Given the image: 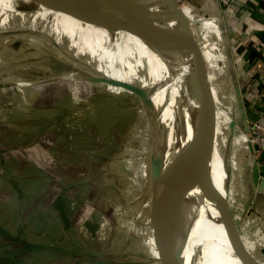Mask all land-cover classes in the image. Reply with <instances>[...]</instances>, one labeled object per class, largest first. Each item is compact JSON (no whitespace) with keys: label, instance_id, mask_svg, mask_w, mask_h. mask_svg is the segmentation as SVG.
Listing matches in <instances>:
<instances>
[{"label":"rangeland","instance_id":"374dc122","mask_svg":"<svg viewBox=\"0 0 264 264\" xmlns=\"http://www.w3.org/2000/svg\"><path fill=\"white\" fill-rule=\"evenodd\" d=\"M82 1L85 3L83 5L85 9H81L79 4L73 3L71 0H65V4L71 8H78L79 12L90 13L99 12L100 9L104 10V14L108 15L109 19H117L121 23L119 12L109 0ZM47 5L49 8L38 5L32 0H0V57L5 62L0 63V80H4L5 88L13 91L14 88H19V85L29 84L26 81L45 84L49 79L61 80L60 78L65 77L61 81L66 83L67 89L65 91L54 89L55 91L51 94H54L53 100L55 101L48 105L43 102L42 94L39 95L33 89L37 83L22 86L21 92L16 91L14 95L18 103L17 108L4 109L0 121L12 125L7 128L8 131L18 130V133L21 132V137L14 140L17 144L23 143L25 139L22 135H27L30 132L33 134H29L26 140L28 144L34 143L36 139L37 142L40 141L37 135L47 136L50 142L44 141L46 146H41L44 150L40 147L39 153H35L38 158H41L45 151L50 158L57 162L62 172L73 157L76 158L77 164L83 158L86 159L84 164L87 168L83 173L82 181L76 182V201L71 207L66 206L65 212L68 217H73L76 215V211L84 205V202L92 210L84 222L86 231L80 230V224L73 220L71 226H66L68 232L77 234V239L74 240L71 237V240L64 234L61 238H56V241H52L51 245L66 249V251L46 250L48 246L43 245L44 248L25 254L2 255L0 264H158L163 262H166L165 264H206L201 205L194 190L181 195L178 199H172L173 203L169 206L172 220L169 218L168 221L172 224L167 239L175 238V230L185 236L184 241H179L180 245L183 244V250H181L183 256H181V251L177 252L174 248L168 247L166 250L165 246L160 248L159 245H153L148 221L149 192L150 188L154 189L150 181V155H156L154 152L156 149L162 153L165 166L163 168L164 181L167 175L168 178L171 177L174 170L171 164L173 152L170 147L167 150L165 144L164 149L161 148L143 105L133 92L91 79L98 76L120 78L124 59L121 45L126 24L125 17L122 30L109 31L71 16L72 11L69 9L67 10L68 14L56 11L58 5H54L50 1ZM38 8L43 10V13L34 14ZM18 11L24 13V16L12 19L11 17H16L15 14ZM7 17L10 18L7 19ZM13 27L24 31L18 32L20 34H12ZM30 28H38L50 35L74 59L60 52L56 45L42 35H37ZM168 54L170 59L180 58V60L174 61L176 70L187 83L188 88H191L189 90L198 96L191 84L192 81L187 79L190 76L189 72L193 69L191 64L171 46ZM208 62L206 63L208 64ZM208 70L209 83L213 84L221 92V95L226 97L220 102L222 98L213 92L216 117L219 115L229 119L233 117L235 121L236 132H232V134H229V123L216 128L215 121V128L212 127L215 138L212 143L213 147L209 140L211 146L209 152L220 168L219 183L224 188L226 183L228 185L231 212L240 229L244 225L246 217V209H243L241 205L244 204L243 201L248 194L245 190L246 176L244 172L250 173L249 159H251L256 168L257 182L254 183L256 186H253V192H256L257 186L264 179L257 165L260 154L255 152L256 138L250 131L252 122L242 123L239 106L232 91L226 86V83L217 86L214 82L216 77L212 73L213 71ZM48 107L61 109L60 112L66 111L65 114L70 115V138L61 137L62 139L59 140L62 135L60 131L56 130L58 134H51L45 130L44 123L46 121L40 119L45 118L46 115L39 112ZM19 125L22 129L18 127ZM78 140H82L80 145L82 144L87 151L83 155L77 151L79 149V147L76 148L79 145ZM71 149L77 154H72ZM63 152L66 154L64 155ZM237 159L244 165V171L242 170L238 180L240 173L235 171ZM154 163L158 166L162 162L157 157L154 158ZM40 166L42 165L40 164ZM147 169L149 170L148 176ZM21 173L37 174L32 169L24 170ZM15 177L20 178L13 176L12 182H19ZM252 177L254 178V171ZM28 180L23 179V183ZM236 180L237 182H235ZM33 182L37 185L48 182L47 173L39 172ZM8 185L9 189L19 190L17 193L19 197L21 196L22 192H20L19 186H15L16 184L14 185L10 181ZM31 190L35 191V186ZM29 194L24 202L19 201L22 197L17 202H13L15 211L30 215V210L26 213L27 208H30L31 212L42 210L40 205L33 207L34 199L32 194ZM250 199L251 209L247 214L249 216L255 214L258 217V222L257 224L253 223L254 225L249 229L251 233L248 238H242L253 256L261 264H264V197L253 193ZM96 201H101L102 206L94 203ZM257 211L261 212L260 215ZM46 213L47 211L44 215ZM42 216L41 214L40 218L43 220ZM45 216L47 217V215ZM17 219L18 217L14 213L12 217L2 221L0 226L10 229L16 234L18 232L21 234L23 223L20 224ZM46 223L35 226V229L46 233L48 229ZM42 233L39 232V238L31 236L30 241L37 240L36 243H41L45 240V234ZM49 239L53 240L50 237ZM68 239L71 243L66 242ZM252 242H255L256 246ZM6 244H9V240L0 235V246ZM144 245H150L149 249L145 250ZM19 246L17 243L13 244V247ZM86 253L98 254L104 260L85 256ZM164 254H166V258L160 259L162 255L164 257Z\"/></svg>","mask_w":264,"mask_h":264},{"label":"crops","instance_id":"0c3cea01","mask_svg":"<svg viewBox=\"0 0 264 264\" xmlns=\"http://www.w3.org/2000/svg\"><path fill=\"white\" fill-rule=\"evenodd\" d=\"M32 1L38 5L49 8L47 5V0ZM113 1L116 5H118L115 0ZM74 2L79 4L81 9H85L83 7L85 3H83L82 0H75ZM177 8L178 14L175 21V32L178 36L177 38L178 40L181 38V41L188 42L187 50L190 52H196L199 55L205 66L207 79L209 71L208 69H210V71L212 70V73L216 77L214 82L217 84V86L221 85L222 83H226V86L232 91V95L239 106V115L243 124H245V122L248 123L254 121L260 123L264 122V0H177ZM55 10L68 14L67 10H65V7L60 5H58V8ZM42 11L43 10L38 8L34 14L43 13ZM104 13V10L100 9L99 12H90L92 17L88 18H83L79 13L72 12L71 16L105 30L117 31L103 26L98 21V18H106L108 16ZM15 16L16 17L11 18H22L24 13L18 11ZM8 18L10 17H7V19ZM12 29V34L24 31L20 30V28L14 29L13 27ZM183 29L184 32L182 31ZM184 35L187 37L186 40H184ZM16 37L18 38L19 36ZM176 51L182 54L179 50ZM183 56L186 61L190 63L187 57L185 55ZM1 62L4 61L0 57V63ZM206 62H208V64ZM62 78L60 79L63 80ZM61 80L49 79V81L47 80L45 84H39L41 82L26 81L29 82V84L19 85L20 87L14 88L13 91H9L7 88H5L3 86L5 83L4 80H0V116L2 111L6 108H17L18 103L14 98L16 91L21 92L22 86H28L34 83L37 84L33 89H35L39 95L40 93L42 94L43 102L47 103L48 105L54 103V94H51V92L55 91L54 89L63 91L67 89L65 86L66 83L62 82ZM21 94L23 95V93ZM212 108L216 121L215 100L212 101ZM60 110L61 109H50L48 107L47 109L39 112L46 115L45 118L43 117L40 119L42 121H46L44 123V128H46L45 130L51 134H58L56 130L61 132L62 135H60L59 140L62 138L66 139L71 137L70 115H66V111L62 113ZM228 123L230 125L229 134L236 132L234 125L235 121L233 117H231ZM8 127H12V125L10 126L9 124H4L2 121H0V223H2V221L6 220L8 217H12V214L15 213L18 217V222L20 224L23 223V228L21 230V234L19 232L16 234L8 228L4 229V226L3 228L0 226V229L20 240L37 245H46L48 246L46 250L66 251V249L51 245L52 241H56V238H61L64 236V234L66 235L65 237H68L71 240L72 238L74 240L77 239V234L68 232L66 230V226H71L73 224V220L80 224V230L86 231L84 222L92 210L90 206L84 202V205L76 211V215L73 217H68L65 212L66 206L69 205V207H71L73 202L76 201V182L82 181L83 173H85V169L87 168V166L85 167L84 164L86 159L83 158L80 163L77 164L75 161L76 158L73 157L72 160H69L70 162L68 161L65 169L62 172V169L57 164V162L50 158L45 151H43L41 158H38L36 155V153H39L41 146H46L44 141L50 142V139L47 136L37 135L38 138H40V141L37 142L36 139L35 142L32 143L36 144L32 145L26 142L29 134H33L30 132L29 134L27 133V135H22L25 139L23 143L17 144L14 140L21 137V132L18 133V130L15 132H10L7 129ZM18 127L22 129L20 125ZM80 143H82V140H78L79 145L76 148L79 147L77 151L80 152L79 154L83 155L84 152L86 153L87 151L82 144L80 145ZM41 149L43 148L41 147ZM154 152L156 155H150V181L152 183L151 186L154 189L150 188L149 192L148 221L150 224V235L153 239V245L155 246L162 243V236L163 239L164 236L167 237L168 232H170V225L172 223L168 221L169 218L171 219V215L169 206L165 208L166 193L164 191L166 190L168 183L170 184L171 182L169 181L168 175L163 181V168L165 166L162 153H160V151L157 149ZM63 154L65 155L66 153L63 152ZM72 154L77 153L72 152ZM34 157L36 158L34 159ZM157 157L162 162L158 166L156 163H154V158ZM249 160L251 161H249V165L251 166L249 167L251 168L250 173L244 172V175L246 176L245 190L248 194L243 201L244 204L241 205L243 209H246V217L244 225L239 229L241 236L245 238H248L249 233H251L249 230L252 228L251 226L257 224L258 222V217L255 214L251 216L247 214L251 209L249 206V202L251 200L250 198L252 197L253 193H257L258 196L262 195L264 197V179L260 182L259 186H257L256 192H253V186L255 184L252 173L255 167L252 160ZM236 163L237 169H235V171H239L240 173L237 178L238 180L242 174L244 165L239 159L236 160ZM40 164L42 166H40ZM257 165L258 170H260L262 176L264 177V154L260 155ZM29 169L36 171L37 174L21 173L24 170ZM39 172L47 173L49 183L46 182L37 185L33 182L34 177L38 176ZM148 175L149 170L147 169V176ZM172 175L173 174L171 173V177ZM13 176L20 177H15L17 181L19 180V182H12ZM23 179L29 180L23 183ZM237 180L235 182H237ZM9 181L14 185L16 184L15 186L20 187V192H22L20 197L22 198L18 196L17 192L19 190H16V188L9 189V185L7 186ZM153 183H155V185H153ZM34 186L35 191H32L31 188ZM29 193L32 194L34 199L32 201L33 207L40 205L42 210H35L31 212V209L27 208L26 213H28L30 210V215L18 213V211L14 210L12 205L13 202H17L19 198L20 202H24V200H27L28 196L30 195ZM100 202L101 201H96L94 203L101 205L102 203ZM46 206L47 209H45ZM46 211L47 213L45 215H47V217L44 215ZM254 211L256 210L254 209ZM260 213L261 212H258V215H260ZM41 214L43 215V220L40 218ZM45 222H47L46 226L48 227L46 233L45 231H39L35 229V226L41 223L44 224ZM39 232H43L42 234H45V240L41 243H36L37 240L30 241L31 236L39 238ZM174 235L175 238L173 243L175 244L177 252H179L183 250V244L180 245L179 241H184L185 236L182 235V233L180 234L178 230H175ZM49 237L53 238V240L49 239ZM7 239L9 240V243H15L9 238ZM69 239L66 240V242L68 241L71 243ZM75 242L78 244L77 241ZM252 243L255 244V242ZM144 247L145 250H148L150 245H144ZM84 255L104 260V258L98 254L86 253ZM181 256H183L182 251ZM161 257L160 259H162Z\"/></svg>","mask_w":264,"mask_h":264},{"label":"bare ground","instance_id":"6f19581e","mask_svg":"<svg viewBox=\"0 0 264 264\" xmlns=\"http://www.w3.org/2000/svg\"><path fill=\"white\" fill-rule=\"evenodd\" d=\"M115 1L126 20L121 45L124 59L119 80L131 84L139 83L149 90L158 111V121L165 130L166 149L170 147L173 153L178 150L183 158L194 163L211 179L222 196L228 198L230 190L227 192V187L224 188L219 183L220 168L209 152L211 146L206 122V105L199 96L190 91L191 88H188L187 83L176 70L174 61L180 58L170 59L167 53L166 60L155 51L154 45L163 22V11L159 0ZM31 31L42 35L56 45L60 52L72 58L44 31L40 29H31ZM191 81L194 86L195 80ZM210 86L214 94L222 98H219L222 102L226 97L222 96L213 85ZM229 121V118H224L222 115L217 116L216 128L223 127ZM195 192L201 205L206 264H241L230 248L219 222L217 210L203 200L197 191Z\"/></svg>","mask_w":264,"mask_h":264},{"label":"water","instance_id":"95a60500","mask_svg":"<svg viewBox=\"0 0 264 264\" xmlns=\"http://www.w3.org/2000/svg\"><path fill=\"white\" fill-rule=\"evenodd\" d=\"M50 1L54 5H60L65 7V10H71L72 13H79L81 17L88 18L92 17L90 13L79 12L76 7H69L65 4V1L61 0H47ZM75 0H71L74 2ZM112 5L117 9L121 16V23L116 20L106 18H98V21L105 27L114 30H122L124 27V15L118 6L113 0H109ZM162 11H163V22L158 33L156 43L154 45L155 51L164 59L167 60V53L169 51V47L174 50H179L183 55L187 57L189 60L192 71L190 72L189 80L195 79L194 91L195 93L204 101L207 108V126L208 133L210 135L211 146L213 147V139H214V128H215V116L212 108V101L214 100L213 91L211 89L209 80L207 79L205 73V66L201 61L199 55L196 52H190L187 50L186 41L178 40V36L175 32V21L177 19L178 8H177V0H159ZM184 32V29L182 30ZM187 37L184 35V40ZM95 81L105 82L109 84H113L116 86L123 87L131 92H133L141 101L144 111L149 118L154 132L157 136L158 143L161 148L164 149V136L165 130L164 127L159 123V115L158 111L153 103L152 97L149 94V90L144 88L141 84H131L123 80L106 78L103 76L93 77L91 78ZM214 126L213 130L212 127ZM171 164L173 165L174 170L172 171V177L169 178L170 184L166 187V205L165 208L170 206L173 202L172 199H178L181 195L185 194L190 190L197 191L201 198L205 200L209 205L214 207L218 212L219 222L223 227L225 232L227 241L230 245V248L236 258L239 260L241 264H261L253 254L247 249L244 240L239 232V228L237 227L236 220L231 212V207L228 202V198L222 196L216 186L213 184L211 179L201 171V169L197 168L194 163L183 158L180 152L177 150L171 156ZM256 168L254 169V183L257 182L256 178ZM173 181V182H172ZM176 182V183H175ZM226 190L228 192V185L226 183ZM0 234L9 238L13 242L19 244V247H13V243H9L3 246H0V256L2 255H16L21 253H29L31 251L40 250L44 248L43 245H36L33 243H29L23 240L16 238L15 236L7 233L4 230L0 229ZM166 239V241H165ZM173 238H165L162 236V243L159 244L160 248L165 246L167 250L168 247L174 248L177 251L176 247L173 244ZM166 258V254L164 257L162 255V259ZM163 262L162 264H165Z\"/></svg>","mask_w":264,"mask_h":264},{"label":"built area","instance_id":"2783aa9c","mask_svg":"<svg viewBox=\"0 0 264 264\" xmlns=\"http://www.w3.org/2000/svg\"><path fill=\"white\" fill-rule=\"evenodd\" d=\"M250 131L255 135V152L258 154H264V122H252L250 124Z\"/></svg>","mask_w":264,"mask_h":264}]
</instances>
